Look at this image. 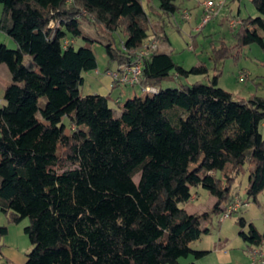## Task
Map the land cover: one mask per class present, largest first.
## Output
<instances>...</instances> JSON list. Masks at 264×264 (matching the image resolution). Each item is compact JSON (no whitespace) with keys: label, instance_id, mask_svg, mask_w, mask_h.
I'll return each instance as SVG.
<instances>
[{"label":"trees","instance_id":"obj_1","mask_svg":"<svg viewBox=\"0 0 264 264\" xmlns=\"http://www.w3.org/2000/svg\"><path fill=\"white\" fill-rule=\"evenodd\" d=\"M156 1L162 14L181 9L180 0ZM253 3L260 15L242 20L233 46L223 40L213 47L215 63L252 44L264 47V0ZM0 4V31L17 45L0 43V64L12 76L0 107V210L7 216L0 236L29 220L24 231L33 248L24 264H182L206 256L209 250L192 245L210 233L206 221L227 211L246 165L247 198L258 201L264 192V97L235 99L219 86L220 70L209 78L206 64L186 69L160 51L169 37L154 28L144 0ZM84 18L100 27L108 59L118 65L155 30L158 46L140 79V87L155 90L129 97L119 116L109 95L82 92L85 73L98 67L90 45H75L96 42ZM172 74L209 83L163 88ZM195 187L216 198L211 211L181 206ZM238 223L248 246L264 244L254 223Z\"/></svg>","mask_w":264,"mask_h":264},{"label":"rangeland","instance_id":"obj_2","mask_svg":"<svg viewBox=\"0 0 264 264\" xmlns=\"http://www.w3.org/2000/svg\"><path fill=\"white\" fill-rule=\"evenodd\" d=\"M205 0H180L178 1L181 9L175 13V18L172 23L167 18L165 25L161 16L157 15V9L151 10L147 0L144 5L149 12L152 22L155 23L154 28L160 31L165 29L170 41L162 40L159 43L160 51H165L172 54L174 61L186 69L204 63L209 68V78H212L215 69L220 70L221 76L219 79V86L233 94L235 99H249L253 96L264 97V47L258 44L246 46L238 54L215 63L212 59L213 47H218L224 40L227 45L233 46L236 43L235 34L242 28V20L252 16L260 15L256 9L253 0H213L215 2L224 1V5L220 8L218 15L212 17L208 23L203 26L200 32H195L194 27L202 22V9L199 6ZM159 5L155 1V5ZM201 5V4H200ZM183 11L191 14L190 21L183 19ZM2 12V5L0 4V16ZM161 19V22H160ZM239 21L240 24L232 26L231 21ZM83 28L91 35L96 42L90 44L82 39L76 41V47L91 46L96 54L99 71L96 70L87 72L85 74L86 84L84 92L87 87L91 85L90 76L97 75L103 77L106 75L107 69H117V62H110L104 46V33H101L100 27L87 19L82 20ZM202 28V27H201ZM160 30V31H159ZM99 31V32H98ZM164 34V33H161ZM121 33L116 34L117 42H120ZM124 37V36H123ZM156 37L155 30L150 31V38ZM0 43L5 44L10 49L17 47L16 43L4 32L0 31ZM31 58L27 57V61ZM120 72V71H118ZM209 78L202 75H190L189 77H178L172 74L171 77L163 81V88H177L182 85H191L196 81H201L205 84L209 83ZM12 83V76L6 64H0V107L4 104V93L8 85ZM120 87H116L111 93H107L110 97V106L116 111L119 116L124 102L129 98L128 93L132 92V96H144L145 93L142 87H130L121 83ZM135 88V89H134ZM122 91H126L127 94ZM134 91V93H133ZM123 93L121 103L116 102V98ZM45 98H41L40 105L44 106ZM62 126L66 132L72 128L71 119L65 116ZM264 135V126L262 127ZM197 165H191V169ZM248 166L244 167V171L236 176V181L233 185V200L229 206H233L239 201L241 205L238 209L233 210L232 214L221 221V214H214L212 219L206 221L204 225L210 229L209 234H203L202 237L195 241L192 245L195 250H209L210 252L200 259H195L192 255L182 258V264H253L252 256L250 254L248 244L244 242L239 235L241 227L238 220L244 217L248 222L264 232V192L258 196V201L248 199L246 196V186L248 182ZM192 199L181 204L189 213H200L211 211L216 201L206 189L202 187H195L192 189ZM3 215L7 216L0 210V219ZM29 223L28 219L13 225L9 235L10 241L18 244L25 254L29 253L33 246L25 233L24 228ZM7 224V221L6 223ZM264 249V244L261 246ZM251 249H255L254 247ZM250 249V250H251Z\"/></svg>","mask_w":264,"mask_h":264},{"label":"built area","instance_id":"obj_3","mask_svg":"<svg viewBox=\"0 0 264 264\" xmlns=\"http://www.w3.org/2000/svg\"><path fill=\"white\" fill-rule=\"evenodd\" d=\"M224 5V1L215 2L213 0H205L201 3L200 7L203 11L202 22L200 24L203 27L209 20L218 15L220 8ZM184 17L186 19L190 18V14L188 12H184ZM239 21H231L232 26H236L240 24ZM54 25V21H52V26ZM68 44V41L65 42ZM158 46V40L156 37L148 38L140 48L131 50L132 54L131 61L121 64L119 71L117 73H111L114 77V80H117L120 83H124L127 86L135 87L140 86V79L143 70V64L146 59H149L154 50ZM123 50H126L123 47ZM144 92H152L155 89L152 87H144L142 88ZM118 102V100H117ZM239 201L235 203L233 206H229L227 211L224 212L220 218L221 221H224L228 218L233 210H236L240 207ZM0 251H1V236H0ZM250 254L252 256L253 264H257L258 258L261 257V252L258 248L251 249Z\"/></svg>","mask_w":264,"mask_h":264},{"label":"crops","instance_id":"obj_4","mask_svg":"<svg viewBox=\"0 0 264 264\" xmlns=\"http://www.w3.org/2000/svg\"><path fill=\"white\" fill-rule=\"evenodd\" d=\"M155 1L156 0L150 2L149 0H147V3L151 4L153 7H155L157 9V11H158L157 15L161 16V19L167 18L169 20V22L172 23L171 21H172V19L175 18V13L171 14V15L162 14L161 11L158 10L157 4L155 5ZM200 4H199V6H200ZM184 12H186V11H183L182 13L184 14ZM202 13H203V11L201 12L200 15H202ZM190 18H191V14H190ZM190 18L186 19L183 15V19L186 21H190ZM161 19H160V22H161ZM162 21H163V24L165 25L166 19H162ZM153 24L155 25V23H153ZM202 29H203V27L201 28L200 24L198 26L194 27L195 32H200ZM160 32L167 34L165 29H162V31H160ZM121 38L123 39L124 37L121 36ZM169 41H170V39H169ZM98 66H99V64H98ZM119 68H120V65H118L116 70L112 69V67L107 69L108 71H106V75L103 77H99L97 75H95V76L91 75L90 78H91L92 83H91V85H89L87 87V91L84 92V89H85L84 87L86 84V78H85L84 85L82 88L83 94L84 95H87V94L107 95V93H111L114 88L120 87L122 84L120 82H118L117 80H114V77L111 74V73H117L119 71ZM95 70L98 72L99 67H97V69H95ZM122 92L127 94L126 91H122ZM123 93H121L119 95V97L116 98V102L118 100V103H121V100H122L121 98L123 97ZM133 93H134V91H133ZM128 96L131 97L132 92L128 93ZM6 221H7V219L3 215V217L0 219V225L5 224ZM12 228H13V225H10L8 227L7 235L1 237L0 264H24L26 259H27L28 253L25 254L24 251L21 250V247L18 244L14 243L13 241H10V239H9V235L11 233ZM248 248L250 251V249L253 248V246H248ZM254 248H258L261 252V257L258 258L257 264H264V249H262L261 246L260 247H254Z\"/></svg>","mask_w":264,"mask_h":264}]
</instances>
